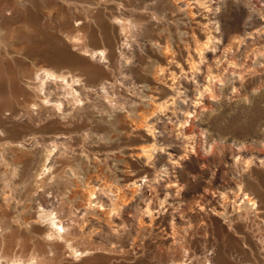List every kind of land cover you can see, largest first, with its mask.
Returning <instances> with one entry per match:
<instances>
[{"label": "rangeland", "instance_id": "1", "mask_svg": "<svg viewBox=\"0 0 264 264\" xmlns=\"http://www.w3.org/2000/svg\"><path fill=\"white\" fill-rule=\"evenodd\" d=\"M263 29L264 0H0V264H264ZM191 58L223 82L212 98L191 88L187 99L202 103L192 128L179 122L195 114L190 100L169 94ZM143 110L184 156L170 210L156 183L135 186L153 162L175 164L166 151L131 155L150 144L132 124ZM240 185L256 204L235 202ZM114 191L127 202L112 217ZM152 195L154 222L143 209Z\"/></svg>", "mask_w": 264, "mask_h": 264}, {"label": "bare ground", "instance_id": "2", "mask_svg": "<svg viewBox=\"0 0 264 264\" xmlns=\"http://www.w3.org/2000/svg\"><path fill=\"white\" fill-rule=\"evenodd\" d=\"M195 2V1H194ZM190 3H192V2H190ZM189 3V5H192V4H190ZM201 3V2H200ZM204 3V2H203ZM202 3V4H203ZM198 4H199V2H198ZM188 5V6H189ZM210 5H212V4H210ZM196 6V5H195ZM198 6V5H197ZM213 6V5H212ZM193 7V6H192ZM202 7V6H201ZM205 7H206V5H205ZM209 7V6H208ZM211 7V6H210ZM204 8V7H203ZM190 9L191 8H189V11H190ZM195 9V8H194ZM209 9V8H208ZM192 10V9H191ZM205 10H207V9H205ZM212 10V9H211ZM200 11V10H199ZM201 11H202V9H201ZM200 11V12H201ZM205 12V11H204ZM211 12V11H210ZM203 13V12H202ZM202 13H200V14H202ZM190 14H193L192 12H190ZM196 14V13H195ZM195 14H194V16H195ZM209 14V13H208ZM197 15H199L198 13H197ZM193 19V18H192ZM208 20H210V19H208ZM199 21V20H198ZM201 21V20H200ZM212 21V20H211ZM208 24L210 23V22H207ZM210 24H212V23H210ZM210 24H209V26H210ZM219 24H217V26H218ZM209 26H207V27H209ZM219 27V26H218ZM208 30V29H207ZM264 30V29H263ZM209 31V30H208ZM184 32V31H183ZM210 32V31H209ZM208 32V33H209ZM212 32V31H211ZM207 33V32H206ZM253 33V32H252ZM197 36V35H196ZM207 36V35H206ZM215 36V35H214ZM209 39H211V38H209V36L207 37V41H206V44L209 42ZM242 39H244L243 37H242ZM238 40V39H237ZM241 41V40H240ZM242 42V41H241ZM168 43V42H167ZM236 43V42H235ZM204 43H202V45H203ZM232 44H234V43H232ZM169 45H170V43H169ZM200 45V44H199ZM209 45V44H208ZM229 45V44H228ZM167 46V45H166ZM196 46H198V45H196ZM168 47V46H167ZM166 47V48H167ZM206 47H208V46H206ZM233 47H234V45H233ZM203 48V47H202ZM209 48V47H208ZM207 48V49H208ZM226 48H230V49H227L226 50ZM199 49V48H198ZM204 49V48H203ZM206 49V48H205ZM206 49V50H207ZM214 49V48H213ZM217 49V48H216ZM233 49V48H232ZM235 49V48H234ZM195 50V49H194ZM206 50H203V51H206ZM228 51V54L229 55H233V52H232V50H231V45H230V47L228 46L227 47V45L226 44H222V49H221V54L223 53V51ZM209 51V50H208ZM214 51V50H213ZM220 51V50H219ZM237 51V50H236ZM195 53H197V50H195L194 51ZM201 52H202V49L197 53L198 55H197V57H198V61H201ZM166 54H167V51L165 52ZM234 53H235V51H234ZM105 54V53H104ZM190 54V53H189ZM203 54V53H202ZM253 54V53H252ZM172 56V55H171ZM192 56H193V54H192ZM235 56V55H234ZM169 57V56H168ZM167 57V58H168ZM219 57H221V55H218L217 56V58H219ZM225 57V56H224ZM262 57V56H261ZM172 58V57H171ZM174 58V57H173ZM176 58V57H175ZM190 59V58H189ZM222 59V58H221ZM257 59V58H256ZM176 60V59H175ZM230 60H232V59H230ZM234 60V59H233ZM168 61V60H167ZM172 61V60H171ZM174 61V60H173ZM178 62V61H177ZM202 62V61H201ZM173 63H175V62H173ZM172 63V64H173ZM179 63V62H178ZM177 64V63H176ZM180 64V63H179ZM182 64V63H181ZM170 65V64H169ZM178 66V65H177ZM187 68L188 69H185V67H180V68H178V69H176V70H178V72H180V74H182L183 72L185 73L184 75V78H182V80H181V82H179L178 84L176 83V85H175V83H173L172 82V84L169 86L170 87V89L172 90V92L171 93H169L170 94V100H171V103H177V102H185L186 100H190L189 102H191V104H192V106L194 107L193 109H194V111H195V114L192 112L193 110L192 109H188L187 110V113L186 114H184V117L186 116V119L185 120H179V122L181 123V124H187V125H191V128L193 127V125H192V123H190V121H193V119H195L196 118V115L199 113V108H200V106H201V101L199 100V99H196V103H195V101H194V99H187L188 98V96H190L191 94H190V91H191V88L192 89H194V90H197V93L199 94V95H204V92L206 91V92H208V94H210L209 92L210 91H212V90H216V91H218V90H220V89H222V87H219L218 85H217V83H220V84H222L223 82H222V76H221V74L219 73V72H217L216 74H212L211 72H210V68L209 67H207L206 68V70L205 71H203V72H201V70L199 71L198 70V68L199 67H197V62H196V60H195V58H191V62H190V64H187ZM164 67V66H163ZM171 68V67H170ZM41 69V68H40ZM195 69H197L196 71L198 72V76L196 75H194V70ZM52 70V69H51ZM157 70V69H156ZM163 70V69H162ZM166 70V69H165ZM164 70V71H165ZM175 69H174V71L172 72V75L173 76H171V77H174V78H176L177 77V75H178V72L176 71ZM164 71H163V74H164ZM169 71V70H168ZM226 71V70H225ZM38 72V71H37ZM40 72V71H39ZM42 72H44L45 74H47V75H55L54 73H56L57 75H58V73L57 72H52V71H50L49 69H45V67H43L42 68ZM160 72H162L161 70H160ZM160 72H159V74H160ZM187 72H190V74H191V76H189L188 77V75H187ZM44 73H43V76H44ZM158 73V72H157ZM167 73V72H166ZM179 74V75H180ZM189 74V75H190ZM223 74V73H222ZM37 75V74H36ZM59 76V78L60 77H62V80L64 81V84H66L65 86H67L68 88H69V86L71 85L69 82H68V80H67V75H65V73L64 74H61V75H58ZM169 76H170V73H169ZM226 76V75H225ZM57 77V76H56ZM224 77V76H223ZM40 78V77H39ZM38 78V79H39ZM46 78H48V77H46ZM58 78V77H57ZM51 79H53V78H51ZM75 79V78H74ZM177 79V78H176ZM213 79L215 80V82H212L213 81ZM50 80V79H49ZM49 80H47V81H49ZM77 80H80L79 78L77 79ZM76 80V81H77ZM173 79H171V81H172ZM45 79H44V81H39V82H41V84L42 85H40V86H42L41 87V89H44V84H45ZM62 81V82H63ZM177 81V80H176ZM216 81H217V83H216ZM58 82V81H57ZM81 82V81H80ZM110 82V81H109ZM75 83V82H74ZM40 84V83H39ZM105 84V83H104ZM103 87H104V85H102ZM144 86V85H143ZM203 88V89H202ZM40 89V88H39ZM64 89V88H63ZM142 89V88H141ZM47 89H45L44 91H46ZM144 89H142L141 91H143ZM174 90V91H173ZM41 91V90H40ZM72 91V90H71ZM74 93V92H73ZM76 94V93H75ZM212 94V93H211ZM208 95V97H210V98H212V95ZM60 94H58V96H59ZM49 95H46L45 97H48ZM107 96V95H106ZM146 96V98H147V96H148V98H150L151 100H153L154 102H156L155 100H157L158 99V97H157V95L156 94H146L145 95ZM51 97V96H50ZM60 97H62V96H60ZM64 97V96H63ZM142 97V96H141ZM204 97V96H203ZM111 98V97H110ZM143 98V97H142ZM45 100V99H44ZM48 100V99H47ZM107 100V99H106ZM144 100H146V99H144ZM7 101V100H6ZM58 101H60V103H62V101H61V99H58ZM169 100H167L166 102H164V103H159V104H155V108H157V109H160V108H158L159 106H161V108H163V106H168L169 105V102H168ZM81 102V101H80ZM162 102V101H161ZM62 105V104H61ZM174 106V105H173ZM74 107V106H73ZM169 108H170V106H168ZM202 107V106H201ZM69 108V107H68ZM204 108V107H203ZM60 109V108H59ZM75 109V108H74ZM76 110V109H75ZM75 110H69V109H66V110H63V111H61V113H62V117L64 118V119H67V123H68V127H71V126H73V123L72 122H74V120H73V118H74V114H75ZM151 110V109H150ZM149 110V111H150ZM155 110V113H156V109H154ZM160 110H162V109H160ZM160 110L158 111V112H160ZM164 110V109H163ZM162 110V111H163ZM166 110V109H165ZM168 110V109H167ZM201 110V109H200ZM55 111V110H54ZM153 111V110H152ZM131 112H133V110L131 111ZM164 112V111H163ZM167 112V111H166ZM133 113H135V110H134V112ZM132 113V114H133ZM154 113V111L153 112H151V113H147L146 111H144L143 110V112L141 111V112H139V116L138 117H134V119H133V125L135 126L134 128H136V130L137 129H145L146 130V133H148V134H150V144L149 145H147L146 144V146H138V147H136L135 146V148H130L131 150H130V153H131V155H135L136 157H138V158H144V160L147 162V159H149V157L151 156V154L153 153V152H155V151H157V150H160V151H166L168 154H169V156L171 157V160H175V164H173V163H171V162H165V163H163L162 165H157V163H156V161L155 162H153V165L151 166V167H153L154 168V173L152 174L153 175V177H152V175L149 173H147V174H144V175H139V176H137L136 178H135V180H134V182L135 183H138V184H136L135 186H137L138 187V185H142V183L144 182L143 180H146L145 182H144V184L146 185V186H149V185H153V183H156L157 185H153V187H154V192H155V195H157V197H162V206H163V208H165L166 210H170V208H171V206H173V202H172V196H173V193H172V189L174 190V189H176V188H174V187H172V186H170V184H176V180H178V179H176L175 178V176H177L176 175V172L179 170H177V168H176V166L177 165H180V161L178 160L179 158H177V157H181L182 155H180V156H177V153L176 152H174V151H168L167 149H171V147L172 146H170L168 143H163L162 142V136H163V133L162 132H164L165 131V125L163 124L162 126H161V130L159 131V130H157L156 129V127H157V123L155 122V120H153V118H151L150 116H152V114ZM154 113V114H155ZM168 114V113H167ZM131 115V114H130ZM134 115V114H133ZM190 117H192V118H190ZM69 118H71V121L70 120H68ZM167 118L169 119V122H170V120H172V118H171V115L170 116H167ZM157 119V118H156ZM177 119H179V118H177ZM158 120V119H157ZM173 121H174V119H173ZM172 122V121H171ZM53 126H54V124H53ZM56 127V126H55ZM132 127V126H131ZM67 128V127H66ZM66 128L65 129H59L56 133H55V141L56 142H54L55 144V146L57 147V145H58V143H59V139H64V138H66V137H69V135H67L69 132H67L66 131ZM73 128V127H72ZM133 132H134V130H132ZM186 131V133H188V130L186 129L185 130ZM88 132V131H87ZM130 134H132V133H130ZM36 137V136H35ZM34 137V138H35ZM75 137V136H74ZM72 138V137H71ZM70 138V139H71ZM27 140V139H26ZM51 144V143H50ZM62 144V143H61ZM53 145V144H52ZM141 145V144H140ZM58 148V147H57ZM53 150V149H52ZM187 156V155H186ZM182 157H184V156H182ZM152 158H154L153 156H152ZM157 159V158H156ZM155 159V160H156ZM150 160H152V159H150ZM154 160V159H153ZM150 162V161H149ZM247 163H248V161H246ZM147 164V163H146ZM147 166H148V164H147ZM139 172V171H138ZM162 175V176H161ZM54 177V176H53ZM58 177V176H57ZM146 178V179H145ZM132 182V181H131ZM162 182H165L166 183V185H167V189H165V190H162ZM4 183H6V182H4ZM133 183V182H132ZM134 183V184H135ZM179 183V182H178ZM239 183V182H238ZM240 184V183H239ZM7 185H9V184H7ZM243 185V184H242ZM242 185H240V186H238V191H231L232 193L234 192V196H235V198H237V199H235V202L236 201H238V200H242V198H243V200L245 201V199L244 198H247V203L248 202H251L250 204H256V202H257V200L255 201V200H253V196H251L250 197V195H249V193L246 191V189L245 188H243L242 187ZM169 186V187H168ZM116 187H118L119 188V186H116ZM140 187H142V186H140ZM3 188H5L4 186H3ZM2 188V189H3ZM118 188H116V191H117V189ZM178 188V187H177ZM181 189L183 188V185L180 187ZM8 189V188H7ZM123 189V188H122ZM136 189H138V188H136ZM93 190V189H92ZM133 190V189H132ZM135 190V189H134ZM139 190V189H138ZM180 190V189H179ZM7 191V190H6ZM94 191V190H93ZM120 191V190H119ZM136 191V190H135ZM134 191V192H135ZM2 192V191H1ZM113 192V191H112ZM111 192V193H112ZM115 192V191H114ZM3 193V192H2ZM6 193V192H5ZM93 193V192H92ZM115 195L117 194V192H115L114 193ZM89 195H91V193L89 194ZM92 195H94V194H92ZM124 195H127V193L126 194H124ZM124 195H120L119 193H118V195H116L115 196V198H113L112 200L110 199H108L109 201H110V205H109V207H110V213L111 214H113V215H111L112 217L113 216H117V213L119 212V210L121 209V208H123V205L127 202V200H126V196L124 197ZM6 196V195H5ZM4 196V197H5ZM227 196V195H226ZM225 196V197H226ZM125 199H124V198ZM151 198H148L146 201H147V203L146 204H144V211L147 213L146 214V216L147 217H150V220H152L153 221V217L155 216V214L158 212V211H160V210H158L157 211V209H155L156 207H154L153 206V195L152 196H150ZM110 198V197H109ZM227 198V197H226ZM91 199V198H90ZM94 200V199H93ZM225 200V199H224ZM253 200V201H252ZM98 201V200H97ZM229 201V200H228ZM225 202V201H224ZM231 203V202H230ZM238 203V202H237ZM104 204V200L102 199L101 200V203H100V205H103ZM128 204V203H127ZM235 204V203H234ZM242 204V203H241ZM249 204V203H248ZM229 205V204H228ZM227 205V206H228ZM125 206V205H124ZM238 206V205H237ZM241 206V205H240ZM253 206V205H252ZM161 207V206H160ZM223 207V206H222ZM242 207H243V205H242ZM256 207H258V206H256ZM125 208V207H124ZM159 208V207H158ZM225 208V207H224ZM244 208V207H243ZM253 208V207H252ZM251 208V209H252ZM162 209V208H161ZM250 209V208H249ZM253 209H255V207L253 208ZM247 211V210H246ZM228 212V211H227ZM84 214V213H83ZM87 214V213H86ZM119 215H120V212L118 213ZM110 215V214H109ZM19 216V215H18ZM82 216V215H81ZM84 218V217H83ZM142 219V218H141ZM172 219H174V217L172 216ZM85 221V220H84ZM83 221V222H84ZM151 221V222H152ZM85 222H87V221H85ZM84 222V223H85ZM154 222V221H153ZM8 223V222H7ZM29 223V222H28ZM53 223L55 224V225H60L62 228H64V229H66L65 228V226L63 225V223H62V221H61V219L60 220H58V222H56V220L54 219L53 220ZM90 223V222H89ZM123 224L125 223L124 221L122 222ZM140 223V222H139ZM82 224V223H81ZM80 224V225H81ZM143 225V224H142ZM83 226V225H82ZM122 226V225H121ZM123 227H125V226H123ZM144 227V226H143ZM84 228V227H83ZM76 229H78V228H76ZM82 229V228H81ZM124 229V228H123ZM85 232V231H84ZM78 235V234H77ZM137 240V239H136ZM87 249H90V248H87ZM77 251H79L78 249H77ZM83 251V250H82ZM92 252V251H91ZM16 260V259H15ZM14 261V260H13ZM17 261V260H16ZM24 261V260H23ZM22 261V262H23ZM12 262V261H11ZM18 262H19V260H18ZM18 262H12V263H10V264H34V262L33 263H18ZM28 262V261H27ZM8 263V262H7ZM36 263V262H35ZM210 263H212V262H210Z\"/></svg>", "mask_w": 264, "mask_h": 264}]
</instances>
